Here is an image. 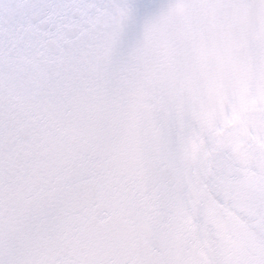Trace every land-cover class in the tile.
I'll use <instances>...</instances> for the list:
<instances>
[{"label":"snow or ice","instance_id":"6c2138e0","mask_svg":"<svg viewBox=\"0 0 264 264\" xmlns=\"http://www.w3.org/2000/svg\"><path fill=\"white\" fill-rule=\"evenodd\" d=\"M0 264H264V0H0Z\"/></svg>","mask_w":264,"mask_h":264}]
</instances>
